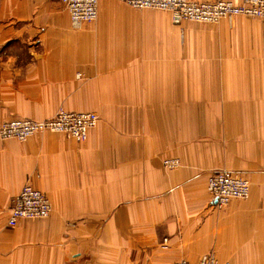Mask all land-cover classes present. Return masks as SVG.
<instances>
[{
	"label": "crops",
	"instance_id": "obj_1",
	"mask_svg": "<svg viewBox=\"0 0 264 264\" xmlns=\"http://www.w3.org/2000/svg\"><path fill=\"white\" fill-rule=\"evenodd\" d=\"M194 22L99 0L74 29L59 0H0V124L99 115L82 142L0 137V264H264V19ZM224 168L250 194L217 207ZM26 185L52 212L11 226Z\"/></svg>",
	"mask_w": 264,
	"mask_h": 264
},
{
	"label": "built area",
	"instance_id": "obj_2",
	"mask_svg": "<svg viewBox=\"0 0 264 264\" xmlns=\"http://www.w3.org/2000/svg\"><path fill=\"white\" fill-rule=\"evenodd\" d=\"M70 14L71 25L79 29L84 23L98 18L99 0H59ZM138 9H162L171 11L173 22L183 21L200 23H218L221 19L232 21L237 15L264 18V0H242L234 4L229 0H121ZM99 122V115L94 111H68L61 107L53 117L34 119H13L0 124L2 139L15 138L25 141L29 137L42 132L63 133L76 141H86L91 129ZM164 166L177 169L181 160L176 157L166 158ZM208 191L217 207H222L232 199H247L250 194L249 181L240 174L229 169H220L210 175ZM52 202L48 195L26 185L14 198L9 210L8 222L17 225L23 218H46L52 212ZM173 264H233L220 261L214 253H207L196 263L186 259Z\"/></svg>",
	"mask_w": 264,
	"mask_h": 264
},
{
	"label": "rangeland",
	"instance_id": "obj_3",
	"mask_svg": "<svg viewBox=\"0 0 264 264\" xmlns=\"http://www.w3.org/2000/svg\"><path fill=\"white\" fill-rule=\"evenodd\" d=\"M249 17H251V16H249ZM253 18H258V17H253ZM259 19H262V18H259ZM264 19V18H263ZM228 21V20H227ZM189 22H192V21H189ZM228 22H232V21H228ZM194 23H196V22H194ZM61 108V107H60ZM64 108V107H63Z\"/></svg>",
	"mask_w": 264,
	"mask_h": 264
}]
</instances>
